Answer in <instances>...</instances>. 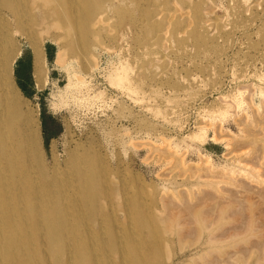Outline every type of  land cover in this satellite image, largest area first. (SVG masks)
<instances>
[{
	"label": "rangeland",
	"instance_id": "rangeland-1",
	"mask_svg": "<svg viewBox=\"0 0 264 264\" xmlns=\"http://www.w3.org/2000/svg\"><path fill=\"white\" fill-rule=\"evenodd\" d=\"M116 2L97 0L94 13L106 14L100 37L63 63L58 55L73 45L64 32L27 26L42 34L40 79L32 47L17 36L15 79L45 165L52 172L55 158L63 188L78 192L72 175L81 157H93L115 184L114 216L136 202L146 214L184 219L188 205L206 202L198 211L222 226L201 237L184 227L193 246L175 245L172 264H264V0ZM211 238L216 244L201 245Z\"/></svg>",
	"mask_w": 264,
	"mask_h": 264
},
{
	"label": "bare ground",
	"instance_id": "bare-ground-1",
	"mask_svg": "<svg viewBox=\"0 0 264 264\" xmlns=\"http://www.w3.org/2000/svg\"><path fill=\"white\" fill-rule=\"evenodd\" d=\"M128 1L118 0V8ZM96 3L97 0H0V264H172L178 254L175 245L182 243L178 247H184L190 231L196 230L194 233L199 236L209 234L207 230L212 234L221 225L208 212L202 213L207 204L198 199L191 207L188 205L191 213L185 220L178 219L179 216L171 219L170 214L168 217L146 214L136 202L125 203L120 214L114 216L110 213L109 199L116 191L115 184L107 171L99 173L93 168V157H81L79 170L72 175L71 187L75 186L78 192L63 188L68 179L57 178L55 158L52 172L45 165L36 117L23 109L15 79L16 63L22 54L17 36L25 38L32 47L35 76L40 79L45 74L44 45L38 39L40 36L28 34L27 26L40 25L46 35L52 29L64 32L62 38L73 45L62 48L57 61L61 63L70 49L76 50L80 44L83 49H90L89 38L100 37L106 14L94 13ZM76 39L77 46L73 43ZM121 71L124 75V70ZM120 76L115 79L121 81ZM73 162L76 157L72 153L70 163ZM210 203L213 204L211 200ZM252 206L248 207L252 210ZM123 218H128V222ZM184 227L190 230L187 236L182 233ZM193 238L189 237L191 241L196 237ZM211 240L205 239L201 245L216 244Z\"/></svg>",
	"mask_w": 264,
	"mask_h": 264
}]
</instances>
